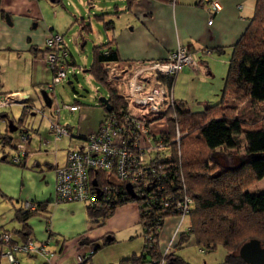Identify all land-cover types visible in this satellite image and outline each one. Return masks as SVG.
<instances>
[{
    "label": "crops",
    "instance_id": "obj_1",
    "mask_svg": "<svg viewBox=\"0 0 264 264\" xmlns=\"http://www.w3.org/2000/svg\"><path fill=\"white\" fill-rule=\"evenodd\" d=\"M196 1L178 0L170 3L136 0L130 10H126L125 1L120 6L116 5L115 10L121 12L113 16V19H109L113 22V27L110 29L111 37L107 40L113 38L120 61L108 64L111 73L116 75L113 72L118 68L117 75L127 76L141 63L163 60L178 45H184L199 55L198 66L195 70L185 67L175 76L172 94L175 100L184 103L186 109L193 111L195 107L192 108L187 102L184 90L180 92L178 82H183L181 85L189 83L191 93L199 96L208 94L203 85L207 84L213 75L215 62L220 60V57L211 58L214 54L212 51L220 47L222 50L218 53H226V58L222 59L227 61L232 52L231 46L244 32L254 8V0H218L221 9L214 13L205 6L196 4ZM49 2L52 1L0 0V96L10 93L26 95L27 103H18L21 105L18 120L24 115L25 110L27 112L28 108H32L26 116L24 115V121L16 130L17 133L24 130L29 134L25 164L17 165L10 161L15 150L10 156L2 155L6 157V161L0 163V191L1 196L4 195L0 203V232L13 233L22 228V223L15 218V212L25 201L43 202L47 204L45 210L41 211V215H34L26 221L28 233L23 230V234L26 238L45 242L50 254L47 256L20 254L18 258L21 264H79L95 244L102 245L106 238L108 242L92 253L91 264H121L124 259L134 254L140 255L144 248L137 204L129 202L119 205L104 220L96 222L89 217L86 203L81 201L57 203L55 195L54 168L63 165L68 151L80 145L79 136L87 135L100 127L106 113L96 120L91 130L80 125L74 128L67 124L71 135L57 138L51 133L49 125L52 121L61 123V108L59 113L54 112L60 106L53 104L51 92H47L51 99V110L46 111L42 104L35 108L33 95L22 88L12 89L11 85L7 84V75L28 76L32 84L41 83L42 88H45L50 80L51 72L45 68L42 59L45 50L44 40L49 32L58 31L56 29L64 33L61 32L62 27L55 24V19L51 20L45 16V8L52 7ZM62 13L66 14L67 18H72L71 14L64 10ZM210 18L211 24L208 23ZM65 45L70 53V59L74 60L66 41ZM208 50L211 51L209 54ZM117 86L119 88L120 85ZM73 103L79 105V109L68 111L73 114L78 111L80 120H88L90 114L82 110V103L75 99ZM200 103L198 102V106ZM206 103L211 101L208 100ZM36 109H42V113ZM8 114V111L0 114V119H6L5 125L3 121L0 122V126L4 128L10 122ZM156 123L163 124L165 121L162 119L152 122L150 124L152 130ZM163 130L165 128H160L158 132ZM17 133L16 140L11 141L13 149L18 140ZM1 139L0 137V145L3 146ZM61 140H65L64 143L67 144L62 161L58 160L55 148L51 150L54 153L53 163L34 160V153L42 148L46 149L45 147H49L52 142L55 143V147H61ZM43 152L48 154L50 151L46 149ZM7 219L11 221L10 226L6 224ZM12 220L16 223H12ZM188 229L187 216L167 217L158 238L160 252L171 250L185 259L179 250L189 244L196 245L193 236L180 248H176V244L180 234ZM13 237L19 242L24 240L22 234L14 233ZM198 251L201 253L203 250L199 248ZM2 252L3 248L0 246V264H11Z\"/></svg>",
    "mask_w": 264,
    "mask_h": 264
},
{
    "label": "trees",
    "instance_id": "obj_2",
    "mask_svg": "<svg viewBox=\"0 0 264 264\" xmlns=\"http://www.w3.org/2000/svg\"><path fill=\"white\" fill-rule=\"evenodd\" d=\"M124 1L126 10H130L136 0ZM156 1L175 3L178 0ZM196 4L205 5L202 0H197ZM120 12L114 8L112 12L96 15V18L104 22L105 16H115ZM104 26L110 30L113 22H104ZM82 28L90 30L91 25L88 23ZM231 48L225 84L219 101L205 103L201 110L192 111L186 109L183 102L174 100L172 107L164 108L152 118L144 114L150 123L166 120V129L152 138L153 144L160 145V148L150 154V163L156 167L157 172L147 178L150 187L143 188V191H146L145 198L136 192L129 193L127 183L118 181L108 171L92 174L97 180L93 183L95 194L103 185L119 187L117 196L109 201L86 204L88 215L94 221L104 220L119 205L129 202L138 205L144 248L140 255L134 254L124 259L121 264H153L154 260L161 257L158 238L165 219L179 215L173 204L185 196L193 201L186 215L189 219V229L180 234L176 248H180L193 236L195 244L202 250L210 252L218 245L225 248V259L219 264H249L238 254L240 245L250 238H257L264 244V188L258 193L248 190L264 177V0H254L249 23ZM216 50L222 49L216 47ZM68 54L69 65L74 66L75 61L70 59L69 51ZM118 61L120 57L116 45L113 38H109L95 47L93 62L86 70L107 91L105 98L111 109L107 110L105 104L99 101L105 109V118L121 111L131 112L127 96L120 93L117 82L108 72V64ZM158 77L167 83V86H172L175 79L173 76ZM229 93L235 95L243 104L245 102L249 105L251 112H245V104L238 107L227 103ZM23 121L24 116L14 122L17 129ZM176 127L182 132L178 147L175 141ZM87 135L79 137L84 138ZM0 137L4 145L14 147L8 126L5 128V134H0ZM241 141L245 145L241 164L235 168L220 165L214 151L217 148H237ZM3 161H6V157L2 156L0 163ZM214 169H217V172L212 173ZM149 194L154 197L153 200L148 199ZM96 199L99 200L100 196L97 195ZM34 204V210L26 209L23 203L15 212V218L22 223V228L11 233L13 236L14 233L22 234L24 240L21 242L28 239L23 234L24 231L28 233L26 221L34 215H41V211L47 206L43 202ZM107 242L106 238L102 245ZM102 245L95 244L92 253ZM92 253L79 264H91ZM165 258L167 264H189L174 252L167 253Z\"/></svg>",
    "mask_w": 264,
    "mask_h": 264
},
{
    "label": "built area",
    "instance_id": "obj_3",
    "mask_svg": "<svg viewBox=\"0 0 264 264\" xmlns=\"http://www.w3.org/2000/svg\"><path fill=\"white\" fill-rule=\"evenodd\" d=\"M205 8L211 12H218L221 9L218 0H202ZM212 23V18L208 20ZM45 50L42 59L45 68L51 72V78L44 88L47 92L53 91L55 85L67 79L70 72L69 54L65 45L64 34L58 31L49 32L44 40ZM210 50L207 51V54ZM198 66L197 55L190 51L184 45H178L176 49L170 51L163 60L150 61L141 63L138 68L127 75L126 85L128 100H131L136 107H145L146 110L153 114L159 113L164 108L174 104L172 86H167L158 76L175 77L183 68L189 67L193 70ZM149 74L150 78L142 75ZM119 77L122 75H114ZM120 78V77H119ZM27 103L25 94L10 93L0 96V107H6L11 103ZM61 107L55 109L59 113ZM62 108L69 111L79 109L76 103L63 104ZM143 108L139 109L143 114L127 112L119 114H110L101 123L100 127L90 132L86 137L81 138V143L76 148L68 151L66 161L63 165L56 166L55 172V193L56 201H81L86 204H95L99 201H109L112 197L117 196L119 187H110L109 185L101 186L98 193L93 188V182L96 177L92 174L98 171H108L120 182H126L133 187L134 192L146 197V191L143 188L150 187L147 178L153 176L157 169L151 165V153L160 148L153 144V135L150 122H147L144 114L147 113ZM32 108H28L30 112ZM42 113V109H36ZM148 114V113H147ZM51 133L55 137L70 136V130L67 126L60 124L58 121H52L49 125ZM159 133V132H158ZM176 137L180 138L177 129ZM29 140V134L24 130L18 132V140L15 144L14 155L10 160L15 164H25L28 155L26 145ZM97 195L100 199H96ZM149 200L154 197L148 195ZM101 203V202H100ZM192 199L185 196L183 199L176 201L173 207L179 212L180 218L186 217L192 206ZM167 206V203H165ZM26 209H35L33 201H25ZM13 234L9 231L0 232V246L3 248L5 255L11 264H21L18 256L25 255H49L45 242H37L28 238L24 242L14 241ZM93 249L90 250V255ZM171 250L161 253L158 260L153 264H167L165 258ZM82 258V259H83Z\"/></svg>",
    "mask_w": 264,
    "mask_h": 264
},
{
    "label": "rangeland",
    "instance_id": "obj_4",
    "mask_svg": "<svg viewBox=\"0 0 264 264\" xmlns=\"http://www.w3.org/2000/svg\"><path fill=\"white\" fill-rule=\"evenodd\" d=\"M49 3L52 7L45 8V16L51 20L55 19V24L62 27L63 30H61V32L64 33L65 41L68 44L69 50L76 64L75 67H69L70 72L67 74V79L60 83H57L53 91H51L50 95L53 100V104L54 105L59 104V106L61 107L60 121L62 125L66 126L68 124L70 127H74V128H77L80 125L84 129L91 130V127L94 126L96 120H98V118H100V116L103 113H106L104 107L99 104V101H100V97L107 96V91L102 86V84L98 82L89 71L86 70H88L91 67V64L93 62L95 47L105 42V40H107L108 37H111L112 33L110 32V30L105 29L104 22H108L109 19H113L114 16V15L105 16L104 17L105 21L103 22L98 18H96V15L105 12L114 11L116 5L120 6L124 4V0H59L58 2H49ZM62 10L71 14L72 18H67L65 16L66 14L62 13ZM88 23L91 25L90 30H87L86 28H82V26ZM55 28L57 27L55 26ZM56 30L60 31L59 29ZM212 52L214 54L212 55L211 58L220 57L219 58L220 60L215 62L214 71H212L213 75L207 81V84L203 85L205 88V92H208V94L205 93V95L202 96L196 95L195 93H191L192 90L189 87V83H185L181 85L183 82L181 83L178 82L180 92L182 93V91L184 90L183 93L184 96L187 98V102L192 108L195 107L193 111L201 110L203 108V106L201 105L206 103L208 100L211 101V103H216L217 101L220 100L222 96V92L225 84V77L228 69V61L230 56L228 57L227 61L226 60L224 61L222 57L226 58V53L219 54L217 50H213ZM119 69H121L120 66ZM117 70L118 68L114 69L113 72L116 75L118 74ZM108 72L110 77L115 79L117 85H120L119 86L120 93L126 95L127 85L125 86V81L127 80V76L126 75L119 76L120 78L117 79L111 73L112 72L111 69L110 70L108 69ZM149 74L152 73H146V74L143 73L142 75L150 78ZM6 78L8 79L7 84H10L12 89L22 88L23 90L27 91L29 94L33 95V97L35 98L34 101V104L36 106L35 108H38V106L42 104L44 105L46 111L51 110V107L45 106L43 98L41 96V90L44 89L41 87V83L32 84L30 78L28 76L25 77V75H22V77L20 76L17 77V75L16 76L7 75ZM17 85H19V87H17ZM200 91L201 90H199V92ZM201 93L203 94L204 92L201 91ZM74 99L79 100L82 103V110L90 114L88 120L86 121L80 120L78 111L74 112L73 114L70 113L65 108H62L63 104H72ZM128 101L130 105V110L133 113L142 115L143 113L139 109L143 108L142 110H145L148 113L145 114L148 115L149 118L155 116V114L146 110L145 107H136L133 105V103H131V100ZM226 101L227 103L237 105L238 107L243 104L241 100H237L235 95L231 93L228 94ZM198 102H201L199 106H198ZM18 103L21 102L18 101L17 102L15 101V103L10 102V106L0 107V114L8 111L9 112L8 119L12 120L13 123L14 122L16 123L18 121V118L20 117V110H21V105ZM245 106H246L245 112L249 114L251 112V109L249 105L245 104ZM27 113H29V111L26 112L25 110L24 115L26 116ZM12 115L14 116V118H12ZM0 120H1L0 122L3 121L5 125L6 119H0ZM164 121L165 123L163 124H161L162 122L156 123V125L154 126L155 132H153L154 130H152L153 134L158 133V131H160V128L166 129L165 126L166 120ZM159 125L161 126L163 125V127ZM177 129L178 127H176V133H177ZM15 133H17V131H14L12 133V141L16 140ZM0 134H5V128L2 127V125L0 126ZM179 134H180V138L176 137L175 140L177 147L178 144H180L182 132L179 131ZM17 138H18V133H17ZM61 141H62L60 143L61 147L59 146L55 147L56 145L53 142L50 144L49 147H45L47 150L50 151L48 154L43 152L44 150H46L43 148L40 151L36 152L37 154L34 153L35 154L33 155L34 160L37 159L39 162L43 161L46 163H53L54 153L51 150H54L55 148L57 149L56 152H57L58 160L62 161V158L64 156V148L66 147L67 144L65 145L64 143L65 140H61ZM240 143L241 144L239 147L231 150L217 148L214 151V156L217 162L220 165H223L228 168L238 167L242 162L241 156L244 155L245 153L244 142L241 141ZM37 149L38 148H36V150ZM13 153H14V149L12 146L0 145V157L3 154H7L8 156H10ZM29 155L31 154L29 153ZM215 172H217V169L212 170V173ZM263 188H264V177L259 181H257L256 183H254L252 186H250L248 190L251 193H258ZM1 194L2 193L0 191V203H1V198L3 199ZM12 223H16V222L12 220ZM6 224L8 225L11 224V221L7 219ZM198 249L199 247L197 245L189 244L188 246L181 248L179 251L182 252L181 254L185 256L184 260H186L189 264H219L223 262L225 259L226 250L222 245H218L215 250L210 252L203 250L200 253ZM177 255L180 254L178 253Z\"/></svg>",
    "mask_w": 264,
    "mask_h": 264
},
{
    "label": "water",
    "instance_id": "obj_5",
    "mask_svg": "<svg viewBox=\"0 0 264 264\" xmlns=\"http://www.w3.org/2000/svg\"><path fill=\"white\" fill-rule=\"evenodd\" d=\"M54 2L55 0H50ZM41 96L46 106H51V99L46 90H41ZM100 101L105 104L107 110L111 109L108 100L105 97H100ZM9 131L13 133L17 130V126L10 121L8 124ZM95 184V182H93ZM126 188L129 193L133 194L132 187L127 184ZM239 256L249 264H264V244L257 238H250L246 242L242 243L238 249ZM171 264V263H168Z\"/></svg>",
    "mask_w": 264,
    "mask_h": 264
}]
</instances>
